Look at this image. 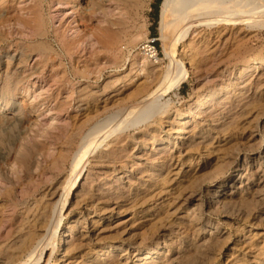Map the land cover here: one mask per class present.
<instances>
[{
    "label": "bare ground",
    "instance_id": "1",
    "mask_svg": "<svg viewBox=\"0 0 264 264\" xmlns=\"http://www.w3.org/2000/svg\"><path fill=\"white\" fill-rule=\"evenodd\" d=\"M50 1L63 12L72 5V23L89 20L102 37L113 35L114 12H119L122 21L127 19L122 13L127 0ZM145 1L132 4L142 9ZM31 14L11 17L0 8V42L9 49L14 45L13 54L0 50V209H8L2 215L8 213L12 221L14 240L6 256L16 264H48L51 252L65 244L59 256L65 263L61 264H264V238L260 245L254 236L242 235L237 242L244 247L226 250L220 245V227L230 223L212 225L207 217L212 204L222 209L238 204L252 210L262 203L255 190L243 193L240 189L234 195L223 192L227 185L235 188L231 183L242 176L249 187L255 185L251 162L238 156L242 147L252 146L257 138L259 144L264 142V43L259 39L264 0H162L158 39L170 64L164 73L154 65L160 58L151 61L138 52L133 61L140 71L155 72L154 80L162 77L167 85L150 92L151 87L144 85V100L126 106L121 114L96 120L85 134H72L67 122L58 120L65 110L52 102L49 89L41 98L32 88L29 79H38L42 73L23 71L28 62L24 43L39 39L38 45L43 46L46 32L28 30L24 39L4 35V27H26L33 20ZM40 26H45L43 18ZM63 30L59 24L54 33L58 36ZM145 39L132 35L128 45L135 47ZM60 42L68 51L67 37ZM78 42L82 43L81 36L76 34L73 43ZM142 43L135 47L137 51ZM20 44L23 49L17 51ZM202 72L206 83L196 99L170 113L162 97L180 89L190 74L199 78ZM138 128V136H123ZM94 151L84 181H79L73 193L74 199H86L65 208ZM69 161L75 177L59 196L69 181V175L61 180ZM258 169L264 171L260 163ZM235 170L245 174L235 175ZM128 211V225L136 227L128 230L129 239L122 232L109 233L111 219ZM237 212L239 219L249 218V212ZM71 215L72 223L61 225L62 217ZM98 226L102 229L97 233ZM167 236L174 237L177 248L170 247L174 242L165 241L170 256H161L158 241ZM139 238L148 241L143 244ZM201 239L204 242L198 244ZM46 250H51L48 256ZM224 253L229 255L221 263ZM22 257L26 261L21 262ZM68 259L74 262L66 263Z\"/></svg>",
    "mask_w": 264,
    "mask_h": 264
},
{
    "label": "rangeland",
    "instance_id": "2",
    "mask_svg": "<svg viewBox=\"0 0 264 264\" xmlns=\"http://www.w3.org/2000/svg\"><path fill=\"white\" fill-rule=\"evenodd\" d=\"M161 1L162 0H146L145 6L142 9H137L136 6L134 7L132 4L135 3V0H127V9L122 11V13H125L124 16L127 19L126 21H122L121 17L118 15L119 12H114L113 19H116L117 22L112 27L113 35L111 37H102L97 31L96 25L89 20L84 24H80V22L72 23V18H74L72 17L70 9L72 5H68L67 8L69 9L63 12L58 6L51 3L50 0H4L1 5L2 7L0 8L3 12L6 11L7 15L11 17L21 15L25 17V15L28 16L32 13L31 16L34 20H32V22H27V26L24 28L4 27V35L8 39H24L26 34L29 33L28 30L38 32L43 29L46 32L43 46L38 45L41 41L39 39L38 42L24 43V49L28 47V49L24 51L25 56L28 58V62L24 66L23 71L34 69L37 70L36 73H42L38 79H29L32 88L36 89L37 94H41V98L46 96V90L49 89L51 99L53 100L52 102L58 104V106L63 105V109L65 110L60 114L58 120L61 118L64 119L67 122L68 129L71 128V130H73L72 134L78 132H84L85 134L87 128L96 120L101 119L110 113L118 112L121 114L126 106L135 105L144 100V85L151 87L149 92L155 90L157 87L163 88L167 85V82L164 81L162 77L154 80L155 72L147 74L146 71H140L139 67L136 66V63L133 61L134 55L139 57L138 51L136 50L138 44L145 42L148 39H153L160 54L159 64H154L157 67V71H163L165 73L170 64V60L164 54V44L158 39L157 27L160 18ZM121 9L123 8L121 7ZM42 18L45 21L44 27L40 26ZM59 24H61L65 30L57 36V34L55 35L54 30ZM259 32V39L264 43V28H260ZM76 34L81 36L82 43H73V38ZM137 34L144 35L146 39L138 42L135 45L136 48L128 45L131 36ZM61 37H67V40L70 42L68 51L63 50L60 42ZM251 44L255 45L256 41H253ZM6 45L7 44L0 42V50L6 49V52L3 54H13L14 45H12V48L10 49ZM127 45L129 47H127ZM166 46L167 45H165V48ZM23 47L21 44L18 45L17 51L21 48L23 49ZM127 48H129L130 53H132V58H130L129 61L127 59ZM178 52H180V48H178ZM205 78H207L205 72L199 74V78L190 74L181 84L180 89H172L166 94V96L162 97L161 101L169 103L168 110L170 113H174L178 109L181 110L182 107L185 108L188 103L193 102L194 99H196L195 97L200 93L201 87L206 83ZM49 108L53 107L50 106ZM41 109L42 108H40V110ZM41 117L39 119H41ZM140 129L141 128L135 130L129 129L123 133V136H138ZM56 134L57 133H55V135ZM259 139L260 138H257V142L255 141L250 147H242L238 156L241 161L244 160V162H246L249 160L251 162L249 169L253 172V176L255 175L253 177L255 185L251 184L249 187L247 185L248 182L242 176L241 179H237L235 183H231L232 185H236L235 188H232V186L228 187L227 185L223 194L227 192V195L231 193L234 195L240 191V189H242L243 193L247 190H255L257 193L259 192L260 197H262V203L259 205L260 207L257 206L255 209L249 210L245 206L241 207L238 204H233L229 209H222L221 206H213L212 204L211 214L207 216L209 221L212 222V225L217 224V222L218 226L222 223H230L229 226L220 227L222 233L220 245L223 243L222 246H224L226 250L229 248L233 249L234 247V249L244 247V244H238L237 242L242 235L247 236L250 234L251 236H254L256 243L259 242L260 245L262 244L261 240L264 238V171L258 169L260 163L264 170V142L259 144ZM60 141L64 142V139H61ZM98 149L104 151L106 148L100 146ZM262 153L263 158H258L259 154L262 156ZM94 155L95 151L87 158L81 176L78 178L77 184L70 192L65 208H67L69 204L72 205L73 202H78V204L81 205V202L86 199L87 196L74 199L73 193L78 187L79 181L81 180V183L84 181L86 169H89ZM253 158H255V160ZM211 168L212 166L208 167L206 171ZM70 172L71 161L68 162L61 174V180L69 175V183H65V189L61 190L62 192L60 191L61 193H59V196L67 191V188L75 177V175H71ZM235 172V175L242 173L245 174L242 170H235ZM215 184L216 182L213 183V185ZM218 199H220V196L215 198V201L217 202ZM8 204L9 203L7 202L6 205ZM75 210L76 209L74 208L73 214L76 213ZM238 210L245 211L246 213L249 212V218L245 220V217H243L242 219L240 218V220L237 217V213H239L237 212ZM2 212H8V209H0V264H5L7 262L8 264H16L14 260L6 256L7 248L11 246L14 241L12 236L13 224L11 220H8V218H10L8 213L2 215ZM72 217L74 216H63L61 225L68 221L72 223L74 220ZM79 217L80 216L77 215V218ZM130 220L131 215L129 214V211L120 217H113L111 219L112 222L109 223V233L112 235H118V233L122 232V237L129 239L127 235L128 230H130V228L136 229V227H130V225H128ZM244 220L246 224L248 223L247 225L243 224ZM249 223L253 224V226L250 227ZM101 229L102 228L98 226L97 233ZM58 231L60 232V230ZM138 232L142 231L139 230ZM167 234H169V232L165 235ZM190 237L192 236L190 235ZM92 238H94V236ZM139 241L146 244L148 239L139 238ZM165 241L168 244L174 242L173 246H170L171 248L173 247L174 250H176L175 247L177 248V243L173 236H167L165 239H160L158 241L159 247H162L160 255L170 256V253H168L169 249L164 246ZM247 241L248 240L245 239V242ZM202 242H204L203 239L199 240L198 244ZM64 247L65 244H61V246H58V251L54 250L51 252V250H46L48 252H46L47 256L51 252L48 264L65 263V258L59 260L62 255V248ZM89 248L90 247L88 246L87 249ZM48 249H50V247ZM226 255L229 254L224 253L220 257L221 263H225L224 258ZM24 260L26 261V258L22 257L20 261L24 262ZM42 261L43 260H41V262ZM80 261L79 258L76 260V262ZM69 262L72 263L74 260L68 259L66 263Z\"/></svg>",
    "mask_w": 264,
    "mask_h": 264
},
{
    "label": "built area",
    "instance_id": "3",
    "mask_svg": "<svg viewBox=\"0 0 264 264\" xmlns=\"http://www.w3.org/2000/svg\"><path fill=\"white\" fill-rule=\"evenodd\" d=\"M138 52L140 55L151 61H157L160 58L159 51L153 39H148L146 42L140 44L138 47Z\"/></svg>",
    "mask_w": 264,
    "mask_h": 264
}]
</instances>
